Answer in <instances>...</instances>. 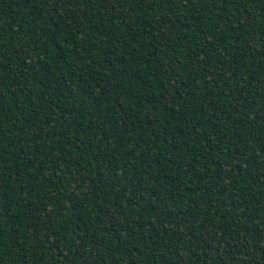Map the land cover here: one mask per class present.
<instances>
[{
    "label": "trees",
    "instance_id": "1",
    "mask_svg": "<svg viewBox=\"0 0 264 264\" xmlns=\"http://www.w3.org/2000/svg\"><path fill=\"white\" fill-rule=\"evenodd\" d=\"M0 264H264V0H0Z\"/></svg>",
    "mask_w": 264,
    "mask_h": 264
}]
</instances>
